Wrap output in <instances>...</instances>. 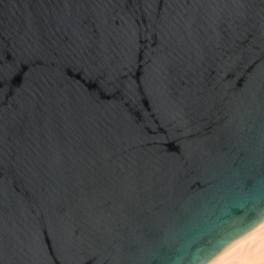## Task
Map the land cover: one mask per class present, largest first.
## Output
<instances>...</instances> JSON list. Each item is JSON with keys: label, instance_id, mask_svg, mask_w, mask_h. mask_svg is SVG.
I'll list each match as a JSON object with an SVG mask.
<instances>
[{"label": "water", "instance_id": "obj_1", "mask_svg": "<svg viewBox=\"0 0 264 264\" xmlns=\"http://www.w3.org/2000/svg\"><path fill=\"white\" fill-rule=\"evenodd\" d=\"M257 180L264 0H0V264H157Z\"/></svg>", "mask_w": 264, "mask_h": 264}, {"label": "clouds", "instance_id": "obj_2", "mask_svg": "<svg viewBox=\"0 0 264 264\" xmlns=\"http://www.w3.org/2000/svg\"><path fill=\"white\" fill-rule=\"evenodd\" d=\"M153 259L157 264H264V180L255 181L252 190L237 186L227 202L205 203L173 227Z\"/></svg>", "mask_w": 264, "mask_h": 264}]
</instances>
